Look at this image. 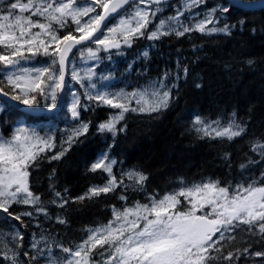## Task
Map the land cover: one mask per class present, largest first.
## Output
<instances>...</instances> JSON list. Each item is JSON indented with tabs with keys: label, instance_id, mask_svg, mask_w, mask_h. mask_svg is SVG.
<instances>
[{
	"label": "snow or ice",
	"instance_id": "1",
	"mask_svg": "<svg viewBox=\"0 0 264 264\" xmlns=\"http://www.w3.org/2000/svg\"><path fill=\"white\" fill-rule=\"evenodd\" d=\"M165 3L167 0H91L85 4L78 0H0V97L16 102L8 107L23 105L34 113L37 109L53 112L66 100L67 92L71 96L68 113L76 121L64 131L60 150L50 157L41 154L56 149L53 136H41L17 127L10 138L0 137V213L5 214V221L10 217L27 226L25 217L51 218L41 196L30 188V169L41 159L60 160L74 144L83 143L80 137L89 132L91 121L81 119V109L89 111L94 105L114 110L97 124V132L111 134L115 140L127 129L122 122L128 113L151 115L167 109L173 98L172 90L178 87L176 83H167L170 73L165 72L157 80L131 91L101 88L92 67L81 68L74 64L75 52L81 54L82 61L98 62L102 59L101 52L116 50V54L121 55V48L132 47L137 39L158 41L164 36L180 38L192 32L231 35L235 25L222 23L217 13L229 14L233 8L243 10L255 6L245 0H229V3L212 7L202 18L190 16L185 22L181 19L184 11L206 3V0H185L184 11L178 9L175 15L159 19L150 29ZM261 6L264 7V0ZM121 11L126 14L120 16L118 23L109 26L110 20ZM69 20L75 29L61 35L62 30L69 28ZM243 23L241 20L240 24ZM92 44L96 47H91ZM142 54L148 56L147 51ZM40 55L49 59L34 64ZM187 71L185 67V76ZM179 78L178 72L176 79ZM112 79L110 75L100 76V80L107 83ZM70 81L80 85L82 96L71 90ZM196 87L201 85L197 83ZM82 99L89 103H82ZM3 110L0 107V111ZM192 126L203 137L229 141L246 131L235 118L222 122L220 118L209 121L195 115ZM252 151L264 157V142L257 140ZM116 164L107 152L101 153L88 170L102 172L106 182L90 187L84 195L76 197V201L114 193L117 189L124 192L129 188L144 189L148 177L143 172L129 169L117 177ZM240 168L243 170L246 165L241 164ZM180 184L178 189L162 196L149 195L146 203L137 201L113 207L112 218L106 224L86 229V238L75 246L50 243L40 234L39 238H33L31 251L23 252V256L29 264L41 256L44 264H101L95 259L96 255L103 258L102 264H213L220 260L233 264L240 258L238 253L264 258V251L253 253L248 247L243 248L242 253L240 249L227 254L221 251L222 242L231 243L235 239L232 233L237 230L259 235L264 240V173L259 180L252 178L235 187L215 180L191 185L181 180ZM124 192L119 198L127 201ZM55 197L50 203L57 207L63 208L68 202L59 191H55ZM14 205L27 206L31 210L17 212L12 210ZM56 222L67 223L60 216H56ZM10 227L15 230L10 233L0 230V259L6 264H22L18 249L24 247L25 237L19 225ZM98 247L103 251L96 252Z\"/></svg>",
	"mask_w": 264,
	"mask_h": 264
},
{
	"label": "trees",
	"instance_id": "2",
	"mask_svg": "<svg viewBox=\"0 0 264 264\" xmlns=\"http://www.w3.org/2000/svg\"><path fill=\"white\" fill-rule=\"evenodd\" d=\"M179 2L173 0L162 5L165 10L159 16L167 18L175 15V6ZM226 3L225 0H206L205 4L184 11L181 19L188 22V17H197L212 6ZM217 15L222 23L235 25L231 35L192 32L180 38L175 35L164 36L158 41L137 39L132 47H122L121 55L116 54V50L101 52V67L115 78V85L132 89L168 72L167 83H176L178 87L172 90L173 98L167 109L151 115L128 113L122 122L127 125V129L119 133L115 140L111 134L97 132V124L114 110L95 108L94 105L89 111L81 109V119L91 121L89 132L80 137L83 143L74 144L60 160L41 159L37 166L30 169V188L41 196L51 218L47 219L43 215L25 217L27 226H24L10 217L5 221V214L0 213V230L10 233L15 230L10 226L19 225V231L25 237L24 247L18 249L22 264H29L23 252L31 251L30 244L34 237L39 238L43 234L50 243L75 246L86 238V229L106 224L112 218L113 207L120 208L137 201L146 203L151 194L162 196L178 189L181 180L187 185L215 180L224 186L231 184L235 187L252 178L260 179L261 173H264V157L252 151V145L257 140L264 142V7L243 10L233 8L229 14ZM241 20L244 21L243 25L240 24ZM156 21L157 17L149 26L150 29ZM68 24L69 28L62 30L61 35L75 29L72 23ZM145 50L148 52L147 57L142 54ZM37 58L39 62L49 59L43 55ZM185 67L188 69L186 76ZM178 72L179 80L176 79ZM197 83L201 87L197 88ZM8 106L0 113V133L4 137H11L13 127L20 123L25 129L39 135L53 136L56 149L41 156L50 157L59 151L64 131L76 123L65 106L53 114L40 116ZM195 115L209 121L220 118L222 122L235 118L246 131L231 141L203 137L193 130L192 119ZM104 152L117 161L114 165L117 177L129 169L143 172L148 177L144 189L134 191L129 188L126 192L117 189L114 193L76 201L75 198L84 195L90 187L106 182L105 174L88 170L91 163ZM241 164H245L246 168L242 170ZM55 191L62 193L68 201L63 208L50 203L56 198ZM122 192L128 197L127 201L119 198ZM12 210L31 209L14 205ZM56 216L62 217L67 223L58 224ZM232 235L235 239L231 243L222 242L221 251L224 254L229 251L236 253L237 249L242 253L245 247L253 253L264 251V240L259 235L253 236L239 230ZM40 246L43 247V243ZM101 250L98 247L95 251ZM54 251L60 254L58 249ZM238 255L240 258L233 264H264V258ZM0 264L6 262L0 259ZM33 264H44V257L41 256ZM213 264L228 262L220 260Z\"/></svg>",
	"mask_w": 264,
	"mask_h": 264
},
{
	"label": "rangeland",
	"instance_id": "3",
	"mask_svg": "<svg viewBox=\"0 0 264 264\" xmlns=\"http://www.w3.org/2000/svg\"><path fill=\"white\" fill-rule=\"evenodd\" d=\"M25 2H26V1H25ZM78 3L85 4V3H90V2H78ZM184 3H185V0H180L179 5L175 6V7L177 8V10L179 9L180 11H184V8H183ZM152 7H155V6H152ZM212 7H213V6H212ZM212 7H210L209 9H207L206 11H204L202 14H200L199 16H197V18H198V19H199V18H202V17H203V14L206 13L208 10H210ZM214 7H215V6H214ZM162 8H163V11H164V10H165V7L162 6ZM129 10H130V9H129ZM125 14H126V13H123V14L117 16L114 20L110 21V22H109V26L118 23L120 16H123V15H125ZM159 14H160V13H159ZM159 14H158V16H157V21H156V23L159 21V19L163 18V17L159 16ZM25 15H28V13H25ZM32 18H33L34 20H35V19H39V17H32ZM85 19H87V18H85ZM156 23H154L153 27L155 26ZM209 27H211V25H209ZM33 31H38V29H33ZM91 47L95 48L96 45L92 44ZM145 51H146V50H145ZM86 55H87V54L85 53V56H86ZM73 61H74V64H75V65H77V66H79V67H81V68L92 67V68L94 69V71L96 72V78H95V80H96V83L98 84L99 87H101V88L107 87L109 90H118V89H121V88H123V89H125V90H128L127 88H124V87H116V88L113 87V86H114V85H113V83H114V78L110 81V83H107V82H104V81H101V80H100V76H101V75H110L111 77H113V76L110 74V72H109L106 68H102V67H101V66H102V62H101L102 60H99L98 62H93V61H87V62H85V61H82V60H81V54L77 51V54H76V56L73 58ZM33 63L39 65V64H41V63H43V62H39V61H38V58L36 57L35 60L33 61ZM154 80H157V79H153V80H150V81H154ZM150 81H149V82H150ZM149 82H146V83L140 84V85H138V86H136V87H134V88L142 87V86L148 84ZM70 84H71V90L80 93L81 96H82V94H83V89L80 87V85H79V84H75V83H71V81H70ZM134 88H132V89H134ZM132 89H130V90H128V91H131ZM70 101H71V96H70L69 93H67V102H66V106L70 103ZM0 107H3V103H2L1 101H0ZM17 127H23V125L20 124V125H18ZM17 127H16V128H17ZM16 128H15V129H16ZM41 136H49V135H41ZM95 257H96V256H95ZM95 259L98 260L97 258H95ZM99 259L101 260V264H102L103 258H102L101 256H99Z\"/></svg>",
	"mask_w": 264,
	"mask_h": 264
},
{
	"label": "water",
	"instance_id": "4",
	"mask_svg": "<svg viewBox=\"0 0 264 264\" xmlns=\"http://www.w3.org/2000/svg\"><path fill=\"white\" fill-rule=\"evenodd\" d=\"M168 1H171V0H167V2ZM226 2H228L229 3V0H225ZM246 3H252V4H254L255 6L254 7H251V8H244V9H253V8H258V7H262L261 6V0H257V1H251V2H249V1H245ZM126 8L128 7V6H125ZM122 12V11H121ZM120 12V13H121ZM75 51V50H74ZM1 98H3L4 100H6L9 104H11L12 106H14L15 104H16V102H13V101H10V100H8L7 98H4V97H1ZM63 104V103H62ZM62 104H61V106H62ZM60 106V107H61ZM17 109H19V110H21V111H23V112H26V113H30V114H32V115H42V114H48V113H51V112H48V111H45V110H41V109H37L36 111H35V113L32 111V110H30V109H26V107L25 106H23V105H20L19 106V108H17Z\"/></svg>",
	"mask_w": 264,
	"mask_h": 264
}]
</instances>
